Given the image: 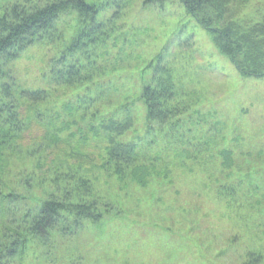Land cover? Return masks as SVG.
<instances>
[{
	"label": "rangeland",
	"instance_id": "rangeland-1",
	"mask_svg": "<svg viewBox=\"0 0 264 264\" xmlns=\"http://www.w3.org/2000/svg\"><path fill=\"white\" fill-rule=\"evenodd\" d=\"M86 1L104 6L110 22L109 39L94 51L97 68L106 71L96 79L104 92L99 110L84 119L83 110L64 112L63 104L75 103L80 91L45 75L50 58L76 36L77 16L60 20L58 43L29 49L14 65L18 84L48 90L50 101L24 123L22 149L6 151L5 192L13 203L0 219V238L8 227L20 230L26 244L13 258L7 252L4 263L246 264L255 249L264 264V78L243 77L179 0ZM241 9L243 25L264 23V0H247ZM163 66L172 72L185 108L165 127L149 121L140 100L143 86ZM108 119L132 120L121 140L139 145L146 159L121 178L100 169V151L94 150L96 163L82 176L114 213L99 223L60 227L46 244L26 233L27 211L37 214L51 196L77 186L70 185L74 161L67 152L53 155L60 167L43 152L53 134L44 124L53 122L61 136L74 133L76 145L83 134L103 130ZM189 143L203 148L197 152ZM224 150L232 152L230 167L223 165ZM234 192L229 205L227 194L232 200Z\"/></svg>",
	"mask_w": 264,
	"mask_h": 264
},
{
	"label": "trees",
	"instance_id": "trees-1",
	"mask_svg": "<svg viewBox=\"0 0 264 264\" xmlns=\"http://www.w3.org/2000/svg\"><path fill=\"white\" fill-rule=\"evenodd\" d=\"M173 0H146L147 4H164ZM188 13L202 25L213 37L221 55L227 57L236 70L246 78H264V23L243 25L239 21L242 4L247 0H179ZM6 3V5H2ZM0 219L5 206L13 201L5 192V178L10 162L7 150L22 149L24 130L27 121L32 118L33 111L43 110L42 106L50 101V92L46 89L25 88L18 84L13 74L15 63L31 48L56 44L62 37L59 22L71 14L77 16L78 28L76 36L65 43V46L50 58L48 80L59 87H68L80 91L75 103H64V112H81L84 119L89 110H99L102 101L103 84L96 81L102 71L97 68L94 51L102 41H107L109 23L105 16L106 8L86 0H0ZM109 21H116L119 10L113 13ZM169 67H159L154 71V79L143 86L140 100L143 101L148 119L161 127L172 125L185 108L179 100V93ZM126 110V109H121ZM42 123V114L36 118ZM104 127L97 129L92 137L83 134L76 145L71 143L74 133L61 136L53 122L44 124L48 132L53 131L43 150L53 157L58 167L62 166L53 156L67 152L74 161L71 184L75 188L61 190L59 196H51L34 214L26 212L24 223L26 233L45 244L51 239L53 231L60 227H76L83 221L99 223L114 213V206L101 194L95 193L90 180L82 176L83 171L95 165L96 157L100 169L109 175L126 177L143 159L139 145L123 142L121 139L130 128V123L116 122L112 119ZM21 131V133H20ZM19 137L21 141H19ZM69 138V139H68ZM190 148L200 152L201 145L189 143ZM65 146V147H64ZM67 146V147H66ZM100 153L95 154L94 150ZM223 165L234 164L232 152L222 151ZM95 154V156H94ZM94 156V158H93ZM143 157V158H141ZM146 160V159H145ZM140 161V162H139ZM75 174L80 175L78 179ZM63 175H60V181ZM129 179V178H125ZM59 181V182H60ZM235 192L228 193L227 202L231 205ZM64 229V228H62ZM247 229V227H246ZM14 240L10 243L9 240ZM7 244H11L10 247ZM26 244L20 230L6 227L0 238V264H5L6 253L13 258L17 250ZM251 250V258L246 264L263 263L262 256Z\"/></svg>",
	"mask_w": 264,
	"mask_h": 264
}]
</instances>
